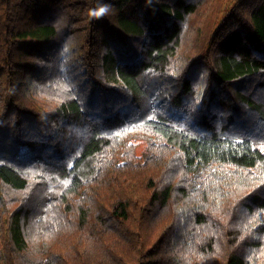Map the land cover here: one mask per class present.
Masks as SVG:
<instances>
[{"label":"trees","instance_id":"1","mask_svg":"<svg viewBox=\"0 0 264 264\" xmlns=\"http://www.w3.org/2000/svg\"><path fill=\"white\" fill-rule=\"evenodd\" d=\"M0 264H264V0H0Z\"/></svg>","mask_w":264,"mask_h":264},{"label":"snow or ice","instance_id":"2","mask_svg":"<svg viewBox=\"0 0 264 264\" xmlns=\"http://www.w3.org/2000/svg\"><path fill=\"white\" fill-rule=\"evenodd\" d=\"M101 11H103V9H101Z\"/></svg>","mask_w":264,"mask_h":264}]
</instances>
